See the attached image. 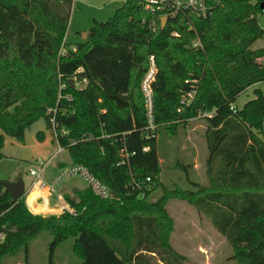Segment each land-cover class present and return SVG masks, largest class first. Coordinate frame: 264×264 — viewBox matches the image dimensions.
<instances>
[{
    "label": "trees",
    "instance_id": "obj_1",
    "mask_svg": "<svg viewBox=\"0 0 264 264\" xmlns=\"http://www.w3.org/2000/svg\"><path fill=\"white\" fill-rule=\"evenodd\" d=\"M71 4L0 0V131L22 142L42 119L56 144L71 151V163L83 165L111 197L76 191L65 198L81 213L73 221L33 215L23 197L11 200L0 187V264L19 251L26 255L43 232L51 237L50 252L72 239L80 264H184L169 243L173 222L165 203L173 198L209 220L235 264H264V93L255 89L252 100L230 110L241 92L264 82V49L251 47L264 39L255 20L264 0H219L206 17L180 11L162 29L167 9L151 13L142 0H124L59 55ZM149 57L148 116L139 82ZM74 81L83 85L75 88ZM202 112H212L203 118L207 186L167 189L158 180L156 135H172Z\"/></svg>",
    "mask_w": 264,
    "mask_h": 264
},
{
    "label": "rangeland",
    "instance_id": "obj_2",
    "mask_svg": "<svg viewBox=\"0 0 264 264\" xmlns=\"http://www.w3.org/2000/svg\"><path fill=\"white\" fill-rule=\"evenodd\" d=\"M123 2L124 0H73L63 45L58 54L62 55L69 49L73 50L75 44L82 42L85 38H82V34L93 22L107 21ZM255 20L260 28H264V13L257 14ZM262 45L263 42L259 39L251 47L259 48ZM148 70L149 65L146 73ZM145 76L146 74L139 82V89L143 104L147 108V93L151 97V92L143 82ZM82 85L77 82L75 88ZM60 89L65 88L60 85ZM255 89L264 93V82L245 89L235 98L232 106L235 109H240L247 101L254 98L253 90ZM205 126L203 118L197 115L183 126H178L172 135L157 133L156 155L160 169L158 180L165 188L178 187L186 191H193L194 188L190 182L207 186ZM37 133L42 134L40 139L36 137ZM0 134L3 136V144L0 149L1 172L13 171L25 189L32 180L28 175L29 169L39 173L46 181L52 178L57 170L69 166L72 162L69 149L63 148L61 154L55 155L59 147L48 130L45 129L42 119L32 123L24 131L22 142L3 135L1 131ZM260 139L264 141V117ZM40 164L44 165L41 171ZM3 180H7V178L0 173V181ZM82 185L79 179L74 178L64 181L56 188L61 186L79 188ZM159 193L160 191L156 187L154 196H159ZM36 195V193H32V199L27 198V203L32 201ZM165 209L173 222L169 243L172 249L183 257L184 264H235L230 258L231 247L215 231L209 220L196 212L192 206L173 198L166 201ZM38 212H43V210ZM43 216L49 215L44 214ZM50 242L51 237L43 232L29 242L26 255L19 251L13 256L5 257L1 264H80L71 251L72 239L63 241L52 252L49 248Z\"/></svg>",
    "mask_w": 264,
    "mask_h": 264
},
{
    "label": "built area",
    "instance_id": "obj_3",
    "mask_svg": "<svg viewBox=\"0 0 264 264\" xmlns=\"http://www.w3.org/2000/svg\"><path fill=\"white\" fill-rule=\"evenodd\" d=\"M166 0H142V4L144 9L150 11L151 13L154 12H161L162 10L167 9V13L162 15L161 17H173L180 11H189L194 13L197 17H206L209 16L213 11V6L215 3H218L219 0H171L170 3L165 6ZM264 13V9H261V13ZM263 45L262 49H264V39L262 40ZM199 43L197 40L193 41L191 43L192 47L198 46ZM264 60V57L261 59V61ZM264 63V61H262ZM148 65L149 70L148 73H146V76L143 80L144 84L149 89V84L152 81L153 75H154V69L153 68V58H148ZM75 82V81H74ZM84 83V80L82 81ZM77 82H75L76 84ZM192 97V92L186 94L185 97H183V100H181L180 103L187 104L188 101ZM67 100H70V97H65ZM147 108L145 107V110L147 111V115L149 116L151 113V97L149 96V93H147ZM230 110L234 113L235 108L230 107ZM212 115V112H202L198 115L200 118H206ZM50 123L52 126L54 125L53 121L51 120ZM66 130L59 129V136L66 135ZM56 134L55 131L52 130V138L56 142ZM57 143V142H56ZM59 147V146H58ZM61 147L57 148V151L55 155L60 154L62 152ZM146 150L143 149V151ZM40 171L43 169L44 165L40 164ZM28 175L33 178L32 181V187H35V189H38L39 191L44 192L45 194H49L53 201L55 202L57 209L59 211L58 215H63L66 218L70 220H77L80 218L81 213L77 212L72 206H69L68 203L64 200V198L61 196V194L58 192V189L56 188L58 185L62 184L66 180L78 178L82 181L84 187L91 191V193L96 196L99 199L106 200L111 197V194L107 187L101 183L96 177H94L83 165L80 164H72L67 167L61 168L56 171L54 176L52 177V180L50 183H46L39 173H36L34 170L29 169ZM149 179L145 178V182H148ZM138 189L140 188L138 185L136 186ZM56 188V189H55ZM0 235V239H1Z\"/></svg>",
    "mask_w": 264,
    "mask_h": 264
},
{
    "label": "crops",
    "instance_id": "obj_4",
    "mask_svg": "<svg viewBox=\"0 0 264 264\" xmlns=\"http://www.w3.org/2000/svg\"><path fill=\"white\" fill-rule=\"evenodd\" d=\"M0 173L2 175L6 176L7 180H3V181H5L7 183H13L17 180V178H16L17 176L14 174L13 171L12 172H7V171L1 172V169H0ZM30 178L32 180L28 184L27 188L26 189L24 188V195H23L24 205L27 208V210L31 214L40 215V216H43L44 214L45 215H47V214L48 215H50V214L58 215L59 211H58L57 206H56L55 202L53 201L52 197L49 194H45L44 192L39 191L38 189H35V187H32L33 178L31 176H30ZM75 179H78V178H75ZM51 180H52V178H50L46 181L44 180V181L46 183H50ZM83 189H85L84 185H82L79 188L74 187V186H71V187H65V186L62 187L61 186L60 188H58V192L61 194V196L65 200V198H74L76 191H81ZM32 193H36L37 195L35 196V198L32 201L27 203V198H29L30 200L32 199L31 198ZM41 210H43V212H38ZM35 212H37V213H35Z\"/></svg>",
    "mask_w": 264,
    "mask_h": 264
},
{
    "label": "water",
    "instance_id": "obj_5",
    "mask_svg": "<svg viewBox=\"0 0 264 264\" xmlns=\"http://www.w3.org/2000/svg\"><path fill=\"white\" fill-rule=\"evenodd\" d=\"M171 0L165 1V6H167L170 3ZM260 9H262V5L259 6ZM165 17H161L159 20V26L162 29L165 22ZM85 37V33L82 34V38ZM69 85H71V82L68 81ZM0 187L2 190L6 191L9 195L11 200H16L20 197H23L24 195V187L20 179H17L13 183H7L4 181H0Z\"/></svg>",
    "mask_w": 264,
    "mask_h": 264
}]
</instances>
